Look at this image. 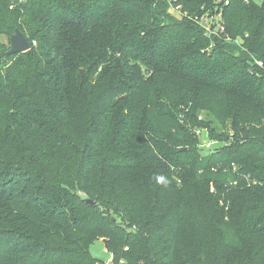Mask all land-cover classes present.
Segmentation results:
<instances>
[{
    "label": "trees",
    "instance_id": "1",
    "mask_svg": "<svg viewBox=\"0 0 264 264\" xmlns=\"http://www.w3.org/2000/svg\"><path fill=\"white\" fill-rule=\"evenodd\" d=\"M177 3L0 0V264H264V0Z\"/></svg>",
    "mask_w": 264,
    "mask_h": 264
},
{
    "label": "built area",
    "instance_id": "2",
    "mask_svg": "<svg viewBox=\"0 0 264 264\" xmlns=\"http://www.w3.org/2000/svg\"><path fill=\"white\" fill-rule=\"evenodd\" d=\"M167 3L170 5V11L172 14H176L179 16H186V12L182 11L181 5L177 3V0H166ZM245 2L253 1V2H261L262 0H244ZM227 4V1L225 2ZM191 19L195 24H197L203 31V34L208 37L209 39H212L214 37L220 38L223 41L232 42L236 45L241 46L242 40L240 37H231L225 29V22L222 17V9L221 8H214L206 10H203L202 12L196 13L193 16H191ZM247 36V35H245ZM214 46V43L212 42L209 45V49H211ZM252 62L254 67L264 70V57L263 58H257L252 57ZM103 264H114L111 259L108 261H103Z\"/></svg>",
    "mask_w": 264,
    "mask_h": 264
},
{
    "label": "rangeland",
    "instance_id": "3",
    "mask_svg": "<svg viewBox=\"0 0 264 264\" xmlns=\"http://www.w3.org/2000/svg\"><path fill=\"white\" fill-rule=\"evenodd\" d=\"M25 0H17V2H24ZM5 41V39H3ZM199 116L203 119L211 121V125H213L218 131H221L222 128L218 121L207 111H199ZM229 133L231 130L229 129V126L226 129ZM196 135L198 137V146L203 152H209L214 150L215 148L221 146V143L208 139L207 137V132L205 129H197L196 130ZM89 252L90 254L98 259L99 261H108L111 259V253L107 251L105 248L104 242L101 239L94 240L90 245H89Z\"/></svg>",
    "mask_w": 264,
    "mask_h": 264
},
{
    "label": "water",
    "instance_id": "4",
    "mask_svg": "<svg viewBox=\"0 0 264 264\" xmlns=\"http://www.w3.org/2000/svg\"><path fill=\"white\" fill-rule=\"evenodd\" d=\"M9 44L10 47L7 51V54L9 55L25 52L30 48L28 39L19 29H15L14 33L10 36ZM185 150L186 148L181 149V151ZM86 202L93 204V201L91 199H86Z\"/></svg>",
    "mask_w": 264,
    "mask_h": 264
},
{
    "label": "clouds",
    "instance_id": "5",
    "mask_svg": "<svg viewBox=\"0 0 264 264\" xmlns=\"http://www.w3.org/2000/svg\"><path fill=\"white\" fill-rule=\"evenodd\" d=\"M160 179H162V178H160Z\"/></svg>",
    "mask_w": 264,
    "mask_h": 264
}]
</instances>
